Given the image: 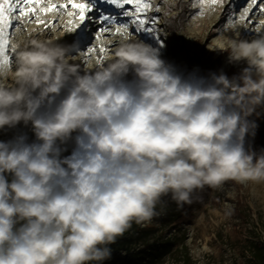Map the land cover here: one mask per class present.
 <instances>
[{"label":"clouds","instance_id":"1","mask_svg":"<svg viewBox=\"0 0 264 264\" xmlns=\"http://www.w3.org/2000/svg\"><path fill=\"white\" fill-rule=\"evenodd\" d=\"M244 21L205 37L244 65L229 77L182 71L128 30L93 34L101 58L23 19L14 59L0 58V135L11 133L0 139V264H104L133 223L161 215L163 197L179 210L205 187L264 183V148L248 140L264 114V10Z\"/></svg>","mask_w":264,"mask_h":264},{"label":"rangeland","instance_id":"2","mask_svg":"<svg viewBox=\"0 0 264 264\" xmlns=\"http://www.w3.org/2000/svg\"><path fill=\"white\" fill-rule=\"evenodd\" d=\"M180 1L183 2L185 11L183 24L176 33H172L168 18L180 13ZM57 2L62 3L64 0ZM249 2L250 0H225L224 6L217 9V14L204 21L205 27L197 30L192 26L193 18L200 16L201 10L206 15L208 8L216 5L201 6L199 0H175V3L152 0L153 11L149 15L157 18L153 27L159 37L144 31L136 32L132 28L129 32L161 47L163 58L173 63L174 56H179L191 68H207L215 64L218 71L225 66H234L240 70L244 65L228 64L226 52L208 50L205 37L211 39L218 32H223L227 24L239 18ZM92 3L93 11L74 32H65V29L72 26L68 21H79L76 16H67V11H75L71 7L61 12L41 14L45 23L39 25L44 29V34L50 37L52 28L55 27V34L62 35L60 43L75 44L86 53L95 39L93 34L102 26L98 22L101 14L115 15L120 22L128 19L121 16V10L107 0H92ZM261 4H264V0H259L254 7L257 8L256 11L252 9L245 24L258 14ZM156 8H159V12L155 11ZM126 10H131V6H127ZM54 13L64 15L62 23L59 15L53 18ZM25 19L36 21L34 16ZM17 26H22V22L14 21L8 32L6 54L10 61L15 57L10 41ZM96 55L101 58L103 56L99 49ZM76 62L84 66L83 60ZM8 83L11 84V80ZM8 135H0V139H7ZM248 140L255 150L257 136ZM182 209H177L170 195L163 197L162 202L157 205L160 216L145 226L133 223L132 228L118 238L116 242L119 248L115 250L114 264H264V183L239 184L228 181L222 188L212 189L208 200L195 206L192 217H182Z\"/></svg>","mask_w":264,"mask_h":264},{"label":"snow or ice","instance_id":"3","mask_svg":"<svg viewBox=\"0 0 264 264\" xmlns=\"http://www.w3.org/2000/svg\"><path fill=\"white\" fill-rule=\"evenodd\" d=\"M109 4L116 9L121 10L120 15L127 17L126 22H120L115 15L101 14L98 22L102 25L96 32V38L99 39L100 34H119L123 30L132 28L136 32H148L159 37L157 30L153 25L157 23V18L154 15H149L153 11L152 0H107ZM259 0H250L251 8L244 7L243 15L239 18L245 20L252 9L258 5ZM199 4L203 5H221L224 6L225 0H199ZM127 6H131V10H126ZM69 7L75 11H67L68 16L78 17L79 24L73 21H68V24L74 26L76 29L88 17L89 13L93 11L94 5L92 0H64V2H57V0H0V58L10 60L6 54L9 45L8 32L13 26L14 21L22 22L26 17L35 18L38 24H44L45 21L41 19V14L52 12H61ZM261 10H264V4L259 5ZM159 12V8L155 9ZM203 15V11H200ZM114 26V31H113ZM88 52L97 51L95 47L87 49ZM107 49L100 45L99 52L103 53Z\"/></svg>","mask_w":264,"mask_h":264},{"label":"trees","instance_id":"4","mask_svg":"<svg viewBox=\"0 0 264 264\" xmlns=\"http://www.w3.org/2000/svg\"><path fill=\"white\" fill-rule=\"evenodd\" d=\"M180 4L178 5L181 8V11L179 14H175L171 17L168 18L169 21V28L170 31L172 33H176L177 29H179V27L182 26L183 24V16H184V4L182 1L179 2ZM174 61L175 64L178 66V68L182 71H191L193 68H191L190 66L186 65L184 62L181 61L179 56H174ZM215 64H211L210 67L207 68H203V67H199L201 74H207L209 71H218L215 66ZM224 70V72L231 77L233 74L238 73L240 70H238L236 67L231 66L230 68H228L227 66H225L224 68H222ZM250 119H255L257 124H258V128L256 130V136H257V147L255 150H259L260 148H264V115L263 117H256L255 115H253L252 117H250ZM211 188H207L205 187L204 190L202 191H198L196 193V196L198 197V202H194L191 205H184L182 212H181V216L184 217L185 219H188L189 217L193 216V210L195 208L196 205L201 204L205 201L208 200L209 198V194L211 192ZM185 215V216H183ZM111 249H112V255L111 258L104 261V264H114L115 261V250L119 248L118 243L115 242L114 244L110 245Z\"/></svg>","mask_w":264,"mask_h":264},{"label":"bare ground","instance_id":"5","mask_svg":"<svg viewBox=\"0 0 264 264\" xmlns=\"http://www.w3.org/2000/svg\"><path fill=\"white\" fill-rule=\"evenodd\" d=\"M256 9L257 8H254L253 10L254 11H256ZM251 21V20H250ZM249 21V22H250ZM254 33L253 32H251L249 29H244V30H242L241 31V35L243 36V37H250V36H252Z\"/></svg>","mask_w":264,"mask_h":264}]
</instances>
